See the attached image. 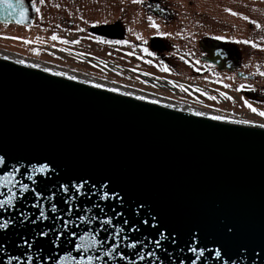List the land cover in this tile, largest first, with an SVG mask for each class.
<instances>
[{
  "label": "water",
  "instance_id": "95a60500",
  "mask_svg": "<svg viewBox=\"0 0 264 264\" xmlns=\"http://www.w3.org/2000/svg\"><path fill=\"white\" fill-rule=\"evenodd\" d=\"M0 158V264H264V125L0 54Z\"/></svg>",
  "mask_w": 264,
  "mask_h": 264
},
{
  "label": "flooded vegetation",
  "instance_id": "af4514ba",
  "mask_svg": "<svg viewBox=\"0 0 264 264\" xmlns=\"http://www.w3.org/2000/svg\"><path fill=\"white\" fill-rule=\"evenodd\" d=\"M31 1L35 10L32 23L18 25L25 29L39 16L36 9H39L37 1L41 0ZM82 1L108 2L105 16H102V5L98 4L97 16L79 19V29L86 32L87 41L94 43L91 49L90 45L83 48L100 62L109 58L106 62L113 70L140 75L133 68L154 62L159 63V69L167 68L166 73L175 79L203 76L208 81L223 80L224 86H230L238 94L243 93L238 80H256L252 72L243 68L242 38L248 17L258 27L255 34L246 32L253 33L255 39L260 38L257 32L264 28V0H173L172 8L168 6L170 0H127L125 3H122L124 0H79V16ZM66 22L71 25L70 20ZM168 26L174 28L171 35L163 28ZM175 32L181 35H174ZM113 61L128 63L130 70ZM153 67L157 66L153 64ZM263 89L253 93L262 105Z\"/></svg>",
  "mask_w": 264,
  "mask_h": 264
},
{
  "label": "rangeland",
  "instance_id": "374dc122",
  "mask_svg": "<svg viewBox=\"0 0 264 264\" xmlns=\"http://www.w3.org/2000/svg\"><path fill=\"white\" fill-rule=\"evenodd\" d=\"M125 2L129 1L124 0L122 3ZM37 3L39 16L29 29L18 25L0 24V52L23 60L40 62L55 70L66 71L79 77H90L112 87L117 86L116 88L159 97L184 108L226 119L264 125V116L259 114L264 112V105L257 103L253 94L264 88V75L260 74L264 73V28L257 32L260 38L252 37L258 25H255L251 17H248L242 38L243 68L246 72H252L256 80H238V85L243 88V93L238 94V91L235 92L230 86H224L223 80L208 81L203 76L189 80L175 79L166 73L164 67L163 70L159 69V63L152 62L151 65L133 68L140 74L136 75L128 71L113 70L106 62L110 60L107 57L102 58V62L92 57L83 47L90 45L91 49L94 43L85 39L87 34L79 29V19L96 17L95 7L98 4L102 5V16H105L107 1H82L80 16L79 0H41ZM168 3L169 8H172L173 0ZM68 20L71 21L70 26L67 25ZM259 26L261 28L263 23ZM163 28H166L165 31L169 32V35L174 31L172 26ZM246 31L253 33L248 34ZM179 34L181 35L179 32L174 33ZM53 36L56 39H52ZM114 63L130 70L128 63L119 61ZM153 64L157 67H153ZM253 108L256 109L255 112L252 111Z\"/></svg>",
  "mask_w": 264,
  "mask_h": 264
},
{
  "label": "snow or ice",
  "instance_id": "6c2138e0",
  "mask_svg": "<svg viewBox=\"0 0 264 264\" xmlns=\"http://www.w3.org/2000/svg\"><path fill=\"white\" fill-rule=\"evenodd\" d=\"M22 0H16V3L19 4L21 3ZM134 2H138V0H134ZM0 6H2L5 11L8 13V15H12L13 12L15 11L16 9V5L13 4L11 2V0H0ZM36 11H39V9H36ZM19 22V21H17ZM156 25L153 24V27H155ZM52 39H56L55 36L52 37ZM139 39V37H138ZM78 42V41H77ZM116 43H121V41H116ZM123 43H127L126 41H124ZM244 43H247V41H244ZM145 51H147V49H145ZM165 71H167V68L164 69ZM261 75H264V73H260ZM212 99H215V97H211ZM230 99V97H229ZM249 107H251V105H248ZM252 111H256V109H252ZM260 115L264 116V112H261L259 113ZM214 119H216V117H213ZM3 163V159L0 158V164ZM34 171H39V172H44L46 171V166L45 167H41L39 169H34ZM31 179V177H29ZM13 180H14V177L12 175H5L3 177H0V181L3 182L2 185L0 186H7L9 184H12V187H15V184H13ZM20 190L21 191H28V186L27 185H24L22 184L20 186ZM2 195V194H0ZM15 196H16V193L14 191H12V188H9V195L7 197V199L5 200H0V207H4L5 205H11L12 204V201L13 199H15ZM53 211H55V207H53ZM111 221H105V223H110ZM0 227H7V224H3V225H0ZM46 235V234H45ZM81 244H79L77 247L78 249H82L83 251L87 252L90 248H93L95 247V240L94 238H89L88 236H83L81 237ZM86 241H90V242H87ZM68 259H75L73 257H65V260H68ZM90 261H91V258H89V264H90ZM76 264H80V261H76Z\"/></svg>",
  "mask_w": 264,
  "mask_h": 264
},
{
  "label": "bare ground",
  "instance_id": "6f19581e",
  "mask_svg": "<svg viewBox=\"0 0 264 264\" xmlns=\"http://www.w3.org/2000/svg\"><path fill=\"white\" fill-rule=\"evenodd\" d=\"M0 54L1 55H4L5 57H9L11 59H14L15 61H18V62L20 61V62L26 63L28 65L37 66V67L43 68V69L45 68V69H48L50 71H55V72H58V73H62V74H65V75L70 76V77H73V78H78V79L80 78V79L85 80L87 82H91V83H95V84H101V85H104V86L112 87L108 83L107 84H104V83L98 82L97 80L91 79L90 77L89 78L88 77H84V76H80L79 77L78 75H75V74H72V73H68L66 71L64 72V71L59 70V69H56L55 70V68H51V67H49V66H47V65H45L43 63H40V62H35L33 60H23L20 57L13 56V55H9V54H4L2 52H0ZM116 87L114 86L112 88L118 89V90L123 91V92L128 93V94H132L134 96L149 98V99H152V100H155V101H158V102H162V103H166V104H169V105H173V106H178V107L184 108V106L177 105L175 103H172L170 101L164 100V99L159 98V97H152L150 95H146V94H142V93H139V92H135L133 90H126V89H122V88L120 89V87L119 88H116ZM184 109H189V108H186L185 107ZM190 110H192V109H190ZM194 111H197V110H194ZM199 112H201V111H199Z\"/></svg>",
  "mask_w": 264,
  "mask_h": 264
},
{
  "label": "trees",
  "instance_id": "16d2710c",
  "mask_svg": "<svg viewBox=\"0 0 264 264\" xmlns=\"http://www.w3.org/2000/svg\"><path fill=\"white\" fill-rule=\"evenodd\" d=\"M3 26H7V25H3Z\"/></svg>",
  "mask_w": 264,
  "mask_h": 264
}]
</instances>
